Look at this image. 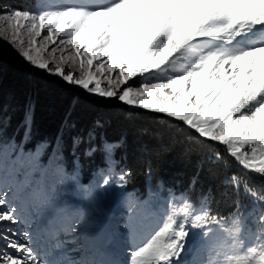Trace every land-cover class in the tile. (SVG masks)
Masks as SVG:
<instances>
[{
    "label": "snow or ice",
    "instance_id": "snow-or-ice-1",
    "mask_svg": "<svg viewBox=\"0 0 264 264\" xmlns=\"http://www.w3.org/2000/svg\"><path fill=\"white\" fill-rule=\"evenodd\" d=\"M69 25H74L76 28L83 25L81 30L75 33L77 48L80 50L65 54L66 49L58 48L56 40ZM261 25H264V0H111L94 8L66 6L38 12L8 5L0 0V39L10 43L32 65L48 69L54 75L59 73L69 82L72 81L73 76L64 75V66L68 65L69 61L75 65L79 60L83 68L84 58H88L89 64H94L95 59L90 58L89 54L95 47L107 46L115 63L127 61L129 64H140L148 45L157 41L158 37L166 36V43H163L155 63L148 66L156 69L173 53L197 38L223 35L231 41ZM53 27L56 29L55 34L52 31ZM105 35L108 39L102 40ZM216 55L217 53L210 54V63ZM234 61L238 64L240 81L250 85L248 90L250 95L245 93L246 99L237 109V112L243 109L244 114L234 118L233 121L236 125L234 131L242 134L238 137L241 140L240 146L237 149L229 145L231 150L228 154L245 171L264 176V44L236 54ZM53 62L56 65L55 69L49 68V64ZM201 77L200 86L203 85V74ZM75 82L78 85L82 84L86 89L88 87L82 79H77ZM172 84L175 87L176 81H172ZM133 93L139 94L135 89H128L120 98L129 105H134L136 102L129 99ZM104 94L114 95L112 92ZM240 99L239 90L235 94H226L225 110L237 104ZM253 101H256V104L247 107ZM143 106L147 109L157 107L151 103ZM33 109L34 105L29 108L27 117L29 121ZM89 139H95V134L90 133ZM79 143L80 139L77 138L74 144L79 145ZM117 147H119L117 144L104 143L105 167L97 169L101 178L99 182L82 183V164L75 147L71 153L74 165L71 171L67 168L64 154L58 151L60 150L58 147L52 151L44 165L45 169H52L51 193L41 188L44 200L34 205L35 213L41 222L40 231L46 232L54 242L53 248L63 247L64 242L58 237L61 231L67 230L64 221L68 218L71 208L70 215L78 219L76 226L71 227L70 231L76 233V237H83V244L73 251L84 248L86 252L91 253L77 257L75 260L69 259V264H93L95 256L102 255L98 240L108 241L114 236L115 230L107 231L102 220L97 219L98 200L95 190L97 187L107 186L113 180L118 187L127 186V177L132 175L131 169L122 170L114 179L115 165L118 161L113 150ZM95 151L97 148L94 146L87 149L84 155L91 157ZM43 154V150L25 153L21 149L17 152V147L11 148L6 155L0 152V164L7 166L14 173H19V186L30 190L27 205L32 194L44 183L42 179L36 177ZM147 171L150 175V169ZM232 179L234 180L235 177ZM68 180L73 181L75 187L83 193L85 207H73L72 202L67 199L61 200V196L56 194L57 183L62 185ZM10 191L11 189L0 192V264H45L35 254L33 248L28 243L21 242L19 238L22 235L25 241L30 240L31 233L29 231L21 233L13 227L21 222V217L17 214L18 207L8 203ZM248 193L254 198L257 195L264 196L261 193L250 191ZM128 195L134 196L133 193ZM153 195L155 193L149 190V197ZM136 201L138 203L135 207L127 208V216L123 222L124 226L132 229L133 236L141 210L147 206L149 199L140 200L136 197ZM240 208L241 205L237 202L229 216L206 212L203 215L189 213L181 219H176L175 212L169 214L150 239L132 251L131 264H171L172 259L178 258L183 251L189 226L207 228L206 235L213 225H218L222 232H225V228L219 223L221 219L225 221L231 219L233 224L239 222L240 226L226 242L225 251L222 253L225 259L217 261V264H233V262L264 264V230L259 235L246 231ZM206 216H211L212 223L206 221ZM80 221L85 222L82 229L78 227ZM261 223H264V219ZM216 243L217 241L214 240L211 245L214 250ZM217 255L221 253L217 252Z\"/></svg>",
    "mask_w": 264,
    "mask_h": 264
},
{
    "label": "rangeland",
    "instance_id": "rangeland-1",
    "mask_svg": "<svg viewBox=\"0 0 264 264\" xmlns=\"http://www.w3.org/2000/svg\"><path fill=\"white\" fill-rule=\"evenodd\" d=\"M108 2H111V0H37L31 10L38 12L66 6L94 8ZM82 27L83 25L80 28L69 25L64 33L58 35L56 46L66 49L65 54L74 50L79 51L75 33L79 32ZM52 31L54 34L56 33L54 27ZM45 34L47 35V33ZM255 35L262 38L258 42L252 43ZM101 39L106 40L108 36L105 35ZM166 40V36H161L157 38V41L150 43L144 51L143 60L140 64H129L127 61L115 63L112 61L107 46L103 48L95 47L93 52L89 54L90 58L95 59L94 64H89L87 62L88 58H84L83 68L79 60L75 65L69 61L68 65L64 66V75L71 74L73 76L70 82L66 81L59 73L54 75L48 69L32 65L6 40L0 39V47L8 48L12 55L17 56L26 65L27 69L59 78L76 90L82 91L84 95L95 99L119 102L131 109L164 114L169 118L182 121L194 132L199 133L205 141L223 144L224 152L227 154L231 150L229 145L238 149L241 143L238 137L242 134L234 131L236 125L233 121L234 118L244 114L243 109H240L239 112H237V109L239 104L246 99L245 93L250 95L248 92L250 85L247 82L242 83L240 81L237 70L238 64L234 61V57L250 47L264 44V25L256 26L251 31L243 33L231 41L223 35L197 38L173 53L158 68H149L150 64L155 63V59L159 56ZM211 53H217V55L210 63L209 56ZM49 68L55 69V62L49 64ZM201 74H203L202 86H200ZM77 79L84 80L88 85L87 89L82 84L78 85L75 82ZM172 81H176L175 87H173ZM157 85H163V87H157ZM94 89L101 91H93ZM128 89H135L139 93H133L129 97V99L136 102L134 105H129L120 98ZM237 90L241 93V99L237 104L231 105L225 110L226 94H235ZM108 92H112L114 95L107 96L104 94ZM147 103L155 104L157 107L147 109L143 106ZM255 104L256 101H253L247 107H252ZM165 109L169 111H164ZM106 142L108 144H119L118 142ZM45 146L46 144L43 142L37 143L36 146L30 149H24L11 142L0 146V152L5 155L13 147H17V152L21 149L25 153L40 150L44 152L40 158L39 170L36 173V177L42 179L44 183L32 194L29 205H27V201L30 190L21 188L18 184L19 173H14L3 164H0V192L11 189L8 203L9 205L15 204L18 207L17 214L21 217V222L13 227L21 233L23 231L31 233V239L27 241L20 235L21 242L28 243L45 264H69V259L75 260L77 257L91 255V253L86 252L84 248L73 251V249L83 244V237H76V233L70 231L71 227L76 226V220L78 219V217L70 215L71 208L69 209L68 218L64 221V227L67 230L61 231L58 237L60 241L64 242L63 247L53 248L52 243L54 242L50 240L46 232L39 229L41 222L35 213L34 205L44 200L41 188L51 193L50 178L52 169H45L44 165L53 150L46 152L44 151ZM238 167L245 171L239 165ZM68 169L71 171L73 168ZM119 174L120 172L115 169L114 179ZM100 179L96 171L89 177L82 176V183L99 182ZM149 190L155 195L149 197ZM149 190L147 193H140L127 187H118L115 180L107 186L96 188L95 195L98 200L97 219L102 220L107 231L113 232L115 230V232L113 238L108 241L106 239L98 240V247L101 249L102 255L95 256L93 264H131L132 251L146 243L151 235L162 226L169 214L175 212V218L181 219L189 213L203 215L209 212L205 202L206 197H202L199 203H194L178 190ZM129 193H133L134 196L130 197ZM257 193L262 194L261 191ZM56 194L61 196V200L67 199L72 202L73 207L86 206L83 193L75 187L73 181L68 180L62 185L57 183ZM136 197L140 200L148 198L149 203L141 210L135 236H133L132 229L124 226L123 222L127 216V208L137 205ZM261 199H264V196L257 195L254 198L250 195L246 198V201H252V204L244 209L240 208V211L243 212V223L246 231L258 235L264 230V223H261V220L264 219V201H260ZM205 219L208 223H212L211 216H206ZM84 223V221H80L78 227L82 229ZM219 223L221 227L225 228V232H222L218 225H213L206 235L207 228H191L189 226L183 251L178 258L174 257L172 259L171 264H217V261H223L225 257L222 253L225 251L226 242L240 224L239 222L233 224L231 219L228 221L221 219ZM214 240L217 241L215 250L211 248ZM9 250L11 251V249ZM217 252H220L221 255H217Z\"/></svg>",
    "mask_w": 264,
    "mask_h": 264
},
{
    "label": "trees",
    "instance_id": "trees-1",
    "mask_svg": "<svg viewBox=\"0 0 264 264\" xmlns=\"http://www.w3.org/2000/svg\"><path fill=\"white\" fill-rule=\"evenodd\" d=\"M36 1L3 3L31 9ZM90 133L95 139H89ZM77 138L79 145L74 144ZM106 141L119 143L115 169H131L126 187L140 193L173 189L194 203L206 197L209 212L225 216L237 202L242 209L252 204L246 201L249 191L264 194V176L241 170L223 144L205 141L182 121L84 95L59 78L27 69L0 47V146L11 142L30 149L43 142L44 151L58 147L63 152L67 168H74L75 147L86 178L105 167ZM94 146L97 151L86 157Z\"/></svg>",
    "mask_w": 264,
    "mask_h": 264
},
{
    "label": "bare ground",
    "instance_id": "bare-ground-1",
    "mask_svg": "<svg viewBox=\"0 0 264 264\" xmlns=\"http://www.w3.org/2000/svg\"><path fill=\"white\" fill-rule=\"evenodd\" d=\"M262 38V37H261ZM260 37H259V35H255V37H254V39L252 40V43H254V42H258V40H260L261 39Z\"/></svg>",
    "mask_w": 264,
    "mask_h": 264
}]
</instances>
